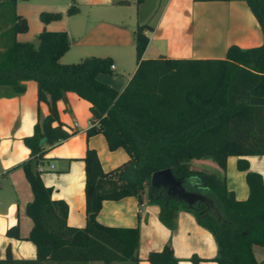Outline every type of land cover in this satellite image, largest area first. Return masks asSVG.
<instances>
[{
    "label": "trees",
    "instance_id": "obj_1",
    "mask_svg": "<svg viewBox=\"0 0 264 264\" xmlns=\"http://www.w3.org/2000/svg\"><path fill=\"white\" fill-rule=\"evenodd\" d=\"M16 0H0V94L23 91V80L36 85L37 101H44L47 113L37 111L32 133L23 137L28 155L20 162L31 199L24 205L31 219L26 235L34 245V257H13L6 249L0 264H101L116 261L136 263L138 230L129 226L99 223L95 214L103 199L133 195L140 200L148 192L152 172L169 168L189 181V187L212 195L220 213L212 215L200 201L189 206L175 199H151L158 204V219L169 229L176 212L190 211L213 236L216 264H260L252 245L264 248V185L260 174L247 170L243 157L236 168L244 170L248 188L245 199H235L224 180L228 155L264 154V38L257 46H227L223 57H142L150 30L148 23H136L132 30L135 67L121 89L99 80V73H112L108 56L86 55L78 61L61 62L68 48L64 30L37 32V42L17 40L27 28L15 12ZM141 0H135L139 2ZM264 33V0H244ZM73 6L66 9L67 13ZM45 23L60 12L41 11ZM72 91L89 102L86 134L101 132L107 147H121L127 159L103 171L97 155L87 148L84 162V211L81 227L66 223L67 204L50 196V187L39 176L43 153L67 138L58 119L55 101ZM54 122V124H52ZM43 137L40 143L39 139ZM194 158H209L217 171L192 167ZM7 235L18 236L15 225ZM192 264L199 258L190 255ZM149 264H175L169 243L146 255Z\"/></svg>",
    "mask_w": 264,
    "mask_h": 264
},
{
    "label": "crops",
    "instance_id": "obj_2",
    "mask_svg": "<svg viewBox=\"0 0 264 264\" xmlns=\"http://www.w3.org/2000/svg\"><path fill=\"white\" fill-rule=\"evenodd\" d=\"M77 1L87 4L93 12V18L71 20L75 25V43L78 46L92 44L101 48L102 52L95 56H108L111 59L112 73H101L103 75L98 74L97 78L119 90L132 73L135 61L131 60L128 70H117V53L122 50L121 47L128 50L132 46L134 48L133 38L128 34L129 30L132 31L130 27H134L137 22L135 14H132V21L129 20L128 26L123 24L117 8L129 7L135 0ZM17 6L16 0L15 12L27 24L26 16ZM75 11L78 13V8ZM58 12L59 18L45 23L40 21L38 31L42 27L48 30L64 29L69 37L71 30L64 23L72 14ZM60 19L67 20L60 23L64 26H54L53 22ZM150 25L151 29L145 30L148 40L142 52L144 58L158 55L170 58L223 57L230 44L247 48L261 44L264 38L262 28L244 0H163L156 20ZM19 33L21 32L16 33V38ZM68 43L69 48L70 42ZM23 85V91L18 94H0V257L8 249L13 257L31 258L34 257L35 250L33 243L25 238L31 219L25 213L24 205L32 194L20 162L28 155V148L22 139L32 133L37 111L41 115L47 113V105L44 101H37L33 80H23ZM55 106L58 119L70 135L47 148L37 167L42 183L50 187V196L66 202V223L81 227L85 221L82 159L85 150L91 148L95 151L103 171L125 161L127 154L121 147L109 149L99 131L86 134L90 118L89 102L76 93L67 91L65 100L57 99ZM239 157L246 159L247 170L260 174L264 185V154L226 156L225 186L233 191L235 199L241 200L246 198L248 188L244 178L245 171L237 169L235 165ZM190 164L195 168L217 171L216 165H210L207 159L191 160ZM189 184V181L184 180L186 188L200 191L189 187ZM151 195L148 189V192L142 193L140 200L133 195L101 200L95 214L99 223L136 227L138 230L136 263L116 261L112 264H149L146 260L147 253L159 250L165 243L171 245L172 253L177 258L175 264H192L188 259L190 255L199 258L198 264H216L213 260L216 245L210 231L201 226L190 211L183 209L176 212L174 227L167 228L157 217L158 204L151 200L157 197L164 200L163 191L157 189ZM215 205L220 209L216 200ZM210 213L216 216L220 211ZM12 225L17 227L18 236L5 233L6 228ZM251 249L255 260L264 264V248L253 244ZM88 264H101V261L93 260Z\"/></svg>",
    "mask_w": 264,
    "mask_h": 264
},
{
    "label": "rangeland",
    "instance_id": "obj_3",
    "mask_svg": "<svg viewBox=\"0 0 264 264\" xmlns=\"http://www.w3.org/2000/svg\"><path fill=\"white\" fill-rule=\"evenodd\" d=\"M18 1V6L17 9L22 12L26 17L28 28L26 31L21 32L18 34V37L16 38L17 40H23V41H29L33 45L36 44L37 42V37L36 34L38 32L37 27L41 25V20L39 17V13L41 11H61V12H66V9L69 6H73L74 10L71 11L68 14V22L67 20H57L53 23L54 26H64L63 24L61 25L60 23L65 22V26L70 28V35L68 37V41L70 42V46L68 50H66L61 57H59V60L61 62H74L78 61L81 59L83 56L86 55H95L98 54L101 48L95 47L92 44L89 46L87 45H80L78 46L75 43V36L73 33V30H75V25L72 24L71 20L72 19H82L84 20V17L87 18H93V12L91 9L88 8L87 4H81L77 0H69L67 3L66 0H17ZM163 0H141L139 2H133L129 7L125 6H118L117 9L120 10V16L123 20V24L128 26V22L132 17V14H135L134 17H136V22L137 23H148V24H153V22L156 20L158 13L160 12V8L162 5ZM76 8H78V13H76ZM132 21V19H131ZM134 22V20H133ZM134 24V23H133ZM134 26V25H132ZM135 27V26H134ZM134 27H130L131 30L134 29ZM128 29V27H127ZM54 30H64V29H54ZM149 31V30H148ZM129 37H132V31L129 30ZM122 50L118 51L117 59L118 62L116 64L117 70H128L129 69V64L131 60L134 59V48L133 46L131 47L130 50L125 47H121ZM108 74V73H104ZM103 74L99 73V76ZM202 159H207L210 161V165H212L214 162L210 160L209 158H194L192 159L193 161H201ZM215 165V164H213ZM209 210H213L215 212H219V208H211L209 207Z\"/></svg>",
    "mask_w": 264,
    "mask_h": 264
},
{
    "label": "water",
    "instance_id": "obj_4",
    "mask_svg": "<svg viewBox=\"0 0 264 264\" xmlns=\"http://www.w3.org/2000/svg\"><path fill=\"white\" fill-rule=\"evenodd\" d=\"M42 141L43 137L39 139L40 143ZM157 189L163 191L164 201L175 199L189 206H193L198 202L203 201L208 209L209 207L213 209L216 208L215 199L212 195L186 188L184 186V178L173 175L169 168H163L152 172L149 180L150 196H152L151 193L155 192Z\"/></svg>",
    "mask_w": 264,
    "mask_h": 264
},
{
    "label": "built area",
    "instance_id": "obj_5",
    "mask_svg": "<svg viewBox=\"0 0 264 264\" xmlns=\"http://www.w3.org/2000/svg\"><path fill=\"white\" fill-rule=\"evenodd\" d=\"M109 67L111 68L112 67V64H110Z\"/></svg>",
    "mask_w": 264,
    "mask_h": 264
}]
</instances>
